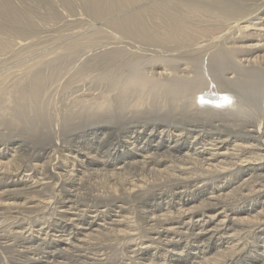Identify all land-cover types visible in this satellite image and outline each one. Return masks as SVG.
<instances>
[{"label": "bare ground", "instance_id": "6f19581e", "mask_svg": "<svg viewBox=\"0 0 264 264\" xmlns=\"http://www.w3.org/2000/svg\"><path fill=\"white\" fill-rule=\"evenodd\" d=\"M141 8L0 74V264H264V0Z\"/></svg>", "mask_w": 264, "mask_h": 264}, {"label": "rangeland", "instance_id": "374dc122", "mask_svg": "<svg viewBox=\"0 0 264 264\" xmlns=\"http://www.w3.org/2000/svg\"><path fill=\"white\" fill-rule=\"evenodd\" d=\"M7 2H8V4L10 5V7L11 6H14V5H17V6H15V8H13V7H11V9H10V13L9 14H7V15H3L2 13H0V41L1 42H4V43H2V44H0V58L1 59H3V57H5L3 60H2V63H0V64H4L5 62L6 63H10V62H13V60H12V58L13 57H15V59L17 58V59H19L18 61H14V63H11V65H4L3 66V68H2V66H0V74L1 73H3V72H5L7 69L9 70V68L11 69V68H14V67H16V66H18V65H21L22 63H25V62H27V61H29V59H31V58H33V57H35V56H37V55H39V54H44V53H47V52H53L55 49H56V47H58L55 51H60V49L61 48H63V47H65V46H68V45H70V43H73L75 40H76V38L78 39V38H81V37H83V36H85L86 34H88V33H91V32H96L97 30H99V28H105V29H109L108 28V26L107 25H109L110 26V24L114 21V19H119V18H121V17H124V16H127V15H130V14H132V13H135L136 12V9H137V11H140V10H142V8H141V6L143 7V8H146L147 6H149V4L151 5V4H153L154 2H156L157 0H131V1H129V2H125V0H123L124 2H121L120 4H118L117 6L118 7H115V8H113V10H111V11H107V13L106 14H102L101 16L99 15H97L96 13H95V9H94V7H93V4H92V2H91V0H57V1H55V0H6ZM45 1H46V3H45ZM54 1V2H53ZM77 1V3H75ZM134 1V2H133ZM141 1H142V3H141ZM10 2V3H9ZM49 2V3H48ZM51 2H52V5H51ZM66 2V3H65ZM70 2V3H69ZM90 2V3H89ZM15 3V4H14ZM19 3H21V4H19ZM68 3H69V5H68ZM74 3V4H73ZM139 5H138V4ZM56 4V5H55ZM71 4V5H70ZM124 4V5H123ZM134 4V5H133ZM20 5V6H19ZM48 5V6H47ZM50 5V6H49ZM60 5H62L61 7H60ZM75 5V6H74ZM85 5V6H84ZM88 5V6H87ZM90 5H91V7H90ZM125 5H126V7H125ZM129 5V6H128ZM137 5H138V8H137ZM52 6V7H51ZM56 6L58 7V8H56ZM116 6V5H115ZM19 7V8H18ZM21 7H23V8H21ZM25 7V8H24ZM29 7V8H28ZM48 7H50V8H48ZM59 7H60V9H59ZM66 9H68L67 11L65 10V8ZM68 7V8H67ZM73 7V8H72ZM88 9V10H86V8ZM120 7V9H122L123 11H121V10H118V8ZM16 8H18V9H16ZM28 8V9H27ZM64 8V9H63ZM70 8H72V9H70ZM125 8H126V10H125ZM127 8H129V9H132V10H134L135 12H133L132 10L130 11L129 9H127ZM14 9V10H13ZM23 9H25L24 11H21L20 12V10H23ZM27 9V10H26ZM84 9V10H83ZM90 9V10H89ZM93 9V10H92ZM139 9V10H138ZM30 10V11H29ZM34 10V12H32ZM51 10H53V11H51ZM78 10V11H77ZM129 10V11H128ZM15 11V12H14ZM17 11V12H16ZM72 11V12H71ZM74 11V12H73ZM93 11V12H92ZM114 13H113V12ZM121 11V12H120ZM12 12H14V13H12ZM26 12H28V14L26 13ZM30 12V13H29ZM32 12V13H31ZM57 12V13H56ZM61 12V13H60ZM87 13V12H90V13H88V14H86L85 15V13ZM124 12V13H123ZM128 12V13H127ZM130 12V13H129ZM22 13V14H21ZM27 15H26V14ZM53 13V14H52ZM66 13V14H65ZM68 13V14H67ZM72 13H73V15L75 16H73L72 15ZM113 13V14H112ZM125 13H127V14H125ZM34 14V15H33ZM57 14H59V15H57ZM63 14V15H62ZM82 14V15H81ZM125 14V15H124ZM155 14H157V13H154L153 14V16H148L147 18H146V22H147V24L151 27V26H153L155 23V25L154 26H156L157 25V23H159V24H161L162 25V23L160 22V20L156 17V15ZM16 15V16H15ZM21 15H24V16H22L21 17ZM29 15V16H28ZM56 15V16H55ZM67 15V16H66ZM71 15V16H70ZM89 15V16H88ZM95 17H94V16ZM105 15V16H104ZM10 16H11V18H10ZM20 16V18L21 19H17L18 17ZM25 16H27V18L25 17ZM36 16V17H35ZM53 16V17H52ZM55 16V17H54ZM65 17V19L63 18V17ZM111 16H113V17H111ZM121 16V17H120ZM39 17V18H38ZM41 17V18H40ZM53 18V19H51L50 20V18ZM69 17V18H68ZM81 19H80V18ZM92 17V18H91ZM26 18V19H25ZM38 18V19H37ZM56 18V21L54 20ZM82 18H84V19H82ZM94 18V19H93ZM107 18V19H106ZM26 20V21H24L23 22V20ZM27 19H29V20H27ZM37 19V20H36ZM41 19V20H40ZM42 19H44V20H42ZM79 21H77V20ZM13 20V21H12ZM16 20V21H15ZM39 20V21H38ZM70 20V21H69ZM73 20V21H72ZM106 20V21H105ZM110 20V21H109ZM36 21V22H35ZM47 23H46V22ZM84 21V22H83ZM31 23V24H28V23ZM38 22V23H37ZM45 22V23H44ZM55 22V23H54ZM82 22V23H81ZM109 22V23H108ZM149 22H150V24H149ZM153 22H155V23H153ZM14 23V24H13ZM26 23V24H25ZM35 23H36V25H35ZM49 23V24H48ZM74 23V24H73ZM3 24H5V25H3ZM38 24V25H37ZM43 24V25H42ZM47 24V25H46ZM76 25H77V28H76ZM101 25V26H100ZM102 25H104L103 27H102ZM25 26V27H24ZM27 26H28V28L29 29H27ZM32 26V27H31ZM41 26V27H40ZM43 26L45 27V28H43ZM47 26V27H46ZM80 26V27H79ZM107 26V27H106ZM35 27V28H34ZM2 28V29H1ZM25 28V29H24ZM31 28V29H30ZM37 28V29H36ZM85 28V29H84ZM7 29H9V30H7ZM15 29H17V30H15ZM78 29H80V30H78ZM8 32V34H7V32ZM65 30V31H64ZM15 31H16V33H15ZM22 31H24V32H22ZM26 31V32H25ZM64 31V32H63ZM78 31V33H76ZM229 31V30H228ZM227 31V32H228ZM22 32V33H21ZM63 32V33H62ZM72 32V33H71ZM88 32V33H87ZM225 31H223L222 33H220V36L221 35H224L225 33H227V32H225ZM28 33H30L29 35H28ZM40 33H41V35H40ZM76 33V34H75ZM3 34V35H2ZM11 34H13V37L11 36ZM21 35V37H20V35ZM37 34V35H36ZM2 35V36H1ZM10 35V36H9ZM15 35H16V38H15ZM34 35V36H33ZM36 35V36H35ZM62 35V36H61ZM83 35V36H82ZM207 35V34H206ZM4 36H8L9 37V39L8 38H6L8 41H10V43L12 42V44L14 43L15 45L13 46L12 44H10L8 41H6V39H3V38H5ZM66 36V37H65ZM68 36V37H67ZM212 36V35H211ZM214 36V35H213ZM24 39H23V38ZM28 37V38H27ZM65 37V38H64ZM210 37V34L209 35H207V37H205L206 39H210L209 38ZM10 38H14L13 40L12 39H10ZM30 38V39H29ZM74 39V41H73V39ZM205 38H201V39H199L198 41H197V44L199 45V44H202V43H205V41H204V39ZM71 39H72V41H71ZM212 39H214V38H212ZM25 40V41H24ZM55 40V41H54ZM69 40V41H68ZM128 40V41H127ZM6 41V42H5ZM101 41L102 42H104V43H106V44H109V41L110 42H112V41H119V40H115V39H105V38H102L101 39ZM204 41V42H203ZM0 42V43H1ZM8 42V43H7ZM33 42H34V44H36V46L33 44ZM70 42V43H69ZM122 43L120 44V46H122L123 44L124 45H126V46H133V45H135V47L133 46V48H134V50L132 51L133 53H131L135 58H132L133 60H134V62H138V60H140V62L141 61H143V58H139V57H142V55H143V53L144 54H146V52L148 53V56L149 57H153V56H155V53H158L157 51H159L160 50V48H159V46H156V45H153L152 43H150V42H144V40H139V39H136V40H134V39H132L131 38V40H130V38H126V39H123L122 41H121ZM128 42V43H127ZM130 42V43H129ZM199 42V43H198ZM7 45H6V44ZM22 43V44H21ZM26 43L27 44H29V45H27L26 46V49H24L25 47V45H26ZM55 43H57V44H55ZM59 43V44H58ZM135 43V44H134ZM142 43V44H141ZM148 43V44H147ZM149 43L150 44H152V45H149ZM4 44V45H3ZM25 44V45H24ZM31 44H33L35 47H32L33 45H31ZM64 44H66L65 46H64ZM3 45V46H2ZM12 45V46H11ZM19 45V46H18ZM60 45H61V47H60ZM110 45H112V44H110ZM110 45H107V46H104V45H102V44H99V45H97L95 48L96 49H99V47L100 46H103L104 48H106V47H110ZM114 45H116V44H114ZM7 46V47H6ZM11 46V47H10ZM16 46V47H15ZM140 46V47H139ZM149 46H150V48H153V49H150L149 48ZM9 47V48H8ZM17 50V51H19V52H17L16 53V50L14 49V48ZM41 47H42V49H41ZM148 48V50L146 49V48ZM4 50H3V49ZM8 48V49H7ZM30 48V49H29ZM36 48L38 49L37 51H36ZM54 48V49H53ZM139 48H141V49H139ZM156 48V49H155ZM2 49V50H1ZM6 49V50H5ZM21 49H23V50H21ZM34 49V50H33ZM39 49H41L40 51H39ZM44 49H46V50H44ZM49 49V50H48ZM13 50V51H12ZM15 50V51H14ZM22 52H21V51ZM48 50V51H47ZM139 50H141V51H139ZM145 50H147V51H145ZM157 50V51H156ZM35 51V52H34ZM42 51V52H41ZM47 51V52H46ZM143 51H145V52H143ZM6 52H8V54H6ZM24 52V53H23ZM26 52V53H25ZM30 52H33L32 54H30L28 57H27V55L26 54H28V53H30ZM136 52V53H135ZM142 52V53H141ZM20 53H22V54H20ZM135 53V54H134ZM138 53V54H137ZM154 53V54H153ZM12 54H14V55H12ZM64 54V55H63ZM63 54L62 53H59V54H57V56L59 57V56H62V58L64 57L65 58V56L67 57V56H69V55H67V54H65L64 52H63ZM10 55V56H9ZM17 55V56H16ZM22 55V56H21ZM26 55V56H25ZM9 56V57H8ZM21 56V57H20ZM10 57H12V58H10ZM53 57H55V55L53 56ZM128 57V56H127ZM22 58V59H21ZM137 58V59H136ZM11 61H10V60ZM14 59V58H13ZM14 59V60H15ZM16 59V60H17ZM128 59V58H127ZM130 59V58H129ZM4 60H5V62H4ZM22 60V61H21ZM136 60V61H135ZM8 61V62H7ZM25 61V62H24ZM4 62V63H3ZM15 62H16V64H15ZM18 62V63H17ZM13 64V65H12ZM149 66L148 65H145V68H148ZM144 68V66H143V70L145 71V73H147L148 72V70H146ZM149 69V68H148ZM151 70L149 69V72H150ZM68 75L69 74H67L60 82H57L55 85H54V87L53 88H55V87H57V91H56V93H58V91L60 92L61 91V89H62V84L64 83L63 81H65L67 78H68ZM149 75H151V72L149 73ZM66 78V79H65ZM60 86V87H59ZM59 87V88H58ZM87 87L86 86H84V89L82 90V93H86V92H88V89H86ZM51 90V89H50ZM56 90V89H55ZM204 90V89H203ZM206 91V90H205ZM49 93H51V94H55V91H49ZM58 95V94H57ZM216 95H219V94H217V92H216ZM221 95V94H220ZM75 96V95H74ZM1 129V128H0Z\"/></svg>", "mask_w": 264, "mask_h": 264}]
</instances>
